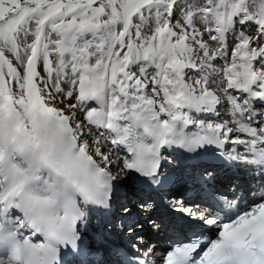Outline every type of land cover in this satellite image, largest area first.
I'll list each match as a JSON object with an SVG mask.
<instances>
[{
    "label": "snow or ice",
    "instance_id": "snow-or-ice-1",
    "mask_svg": "<svg viewBox=\"0 0 264 264\" xmlns=\"http://www.w3.org/2000/svg\"><path fill=\"white\" fill-rule=\"evenodd\" d=\"M0 264H264V0H0Z\"/></svg>",
    "mask_w": 264,
    "mask_h": 264
},
{
    "label": "bare ground",
    "instance_id": "bare-ground-1",
    "mask_svg": "<svg viewBox=\"0 0 264 264\" xmlns=\"http://www.w3.org/2000/svg\"><path fill=\"white\" fill-rule=\"evenodd\" d=\"M165 196H166V194H165ZM163 203H164V201H161V205H163ZM160 210H161L160 207H158V208H157V211H160ZM97 224H101L100 231L103 232V228H102V223H101V221L98 220V221H97ZM109 239H116V237L110 235V236H109ZM98 240H99V237H98ZM96 247L100 249V254H101V256H102L105 260H108L109 258H108V256H107L106 249H104L103 245L100 244V243H97V244H96Z\"/></svg>",
    "mask_w": 264,
    "mask_h": 264
},
{
    "label": "rangeland",
    "instance_id": "rangeland-1",
    "mask_svg": "<svg viewBox=\"0 0 264 264\" xmlns=\"http://www.w3.org/2000/svg\"><path fill=\"white\" fill-rule=\"evenodd\" d=\"M131 206V205H130ZM96 223V222H95Z\"/></svg>",
    "mask_w": 264,
    "mask_h": 264
}]
</instances>
